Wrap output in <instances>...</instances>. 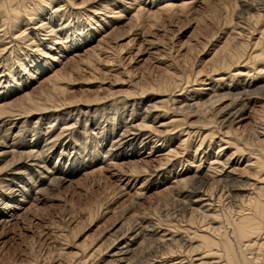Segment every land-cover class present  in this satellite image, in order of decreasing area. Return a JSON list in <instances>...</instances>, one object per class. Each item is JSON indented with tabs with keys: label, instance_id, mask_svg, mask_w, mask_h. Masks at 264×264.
I'll list each match as a JSON object with an SVG mask.
<instances>
[{
	"label": "bare ground",
	"instance_id": "bare-ground-1",
	"mask_svg": "<svg viewBox=\"0 0 264 264\" xmlns=\"http://www.w3.org/2000/svg\"><path fill=\"white\" fill-rule=\"evenodd\" d=\"M77 2L0 0V229L80 172L89 179L107 167L128 168L126 186L141 187H131L135 198L119 225L99 245L81 246L79 259L58 248L44 264H264V0H216L212 20L225 32L189 49L183 68L175 58L159 60L165 76L139 84L122 64L127 49L199 0ZM126 20L131 39L105 53L110 34L97 38L110 28L114 35ZM96 40L97 48L80 55ZM120 74L128 85L118 78L121 85L104 87L108 75ZM258 105L252 132L232 127ZM176 140L182 151L194 150L186 161L170 147ZM149 145L153 153L167 151L151 181L150 159H136ZM165 174L174 177L167 206L136 213ZM102 214L99 208L90 216ZM68 235L62 238L71 243Z\"/></svg>",
	"mask_w": 264,
	"mask_h": 264
},
{
	"label": "rangeland",
	"instance_id": "rangeland-1",
	"mask_svg": "<svg viewBox=\"0 0 264 264\" xmlns=\"http://www.w3.org/2000/svg\"><path fill=\"white\" fill-rule=\"evenodd\" d=\"M82 1L84 0H78L77 3L79 4ZM204 1L207 0H199V3L196 4L190 11L185 12L186 14H184L181 18L179 17L178 19H174L171 23L166 21L163 24V29L161 28L158 31L150 32L146 38L147 42L143 41L140 36L136 37L137 40L135 39L132 43L133 45L127 49L124 54L125 59L122 62V64H124V69H128L130 73L134 74H131V81L138 84L142 83L143 80L150 82L159 81V79H162L165 76V69L162 65H160L161 62H159V60L162 61L163 59L164 62L169 61L168 63L170 64L172 62L171 60L175 58L174 60L179 63L181 68H183L184 64L182 63V58L188 53L189 49H196L200 46V43H202L204 38H207L208 34L216 32L220 35L225 32L226 28L218 26L216 24L217 22L212 20L214 11L218 7L216 0H211V5H209V3L207 5H202V3H205ZM89 6L92 7V5ZM113 11L114 12L111 14V17H115L114 15L116 10L114 9ZM127 23L128 21L126 20L124 24H120L118 26L120 29L117 30L118 32L115 31L114 35L113 30L110 28L105 34H102L99 38H97V40H99L101 37L110 34L108 37L111 38L109 39L111 44L110 46L105 45V53L111 52L110 49L112 46H115L114 43L117 42L119 45H126L131 39V37L128 36V25L130 24ZM145 30L146 29H144V31ZM116 32L118 35H116ZM138 32L137 34H139ZM116 36L121 38L116 40L114 39ZM97 40L88 44L84 51L80 50V55L84 54L86 50L97 48ZM113 40L116 41L113 42ZM171 47L173 48L171 52L173 58H170L168 53L170 52L168 50ZM104 51L102 52L104 53ZM66 62L67 60H64L62 63L65 64ZM102 64L106 65V62H102ZM200 69L201 68L199 67L198 70ZM85 75H83L80 80H77V83L74 86L77 88L74 89L75 91L78 92L80 86H82V83L85 81L84 79L89 77L88 74ZM118 78L125 81L124 85H128L130 83V79L128 80V78L124 75L122 76L120 74L118 77L108 75L106 79L104 77L105 80L102 81L104 87L109 88L110 85H121L123 81L117 82ZM40 82L41 80L39 81L37 79L30 86V89L33 90L34 88H38L41 84ZM96 83L98 84L93 85H100L99 83L101 82ZM118 88H120V86ZM1 93H3V91H1ZM257 108L260 109H256L255 106L254 108L252 106L249 107V110L247 109L246 112L242 114L243 117L241 116L233 122L232 127L234 126L235 130L239 129L241 133L245 131L246 133H243L245 135L252 132L251 129L255 127L254 125L256 122L253 120L257 119V114L261 113L260 110L262 111L260 105H258ZM160 130L163 131L161 128ZM179 145L180 141L176 140L170 145V147L171 149L173 148L177 151V159L186 161L190 155H193L194 150L186 149L185 152L182 151ZM150 147L152 146L149 145L147 149L145 148L140 154L141 156H137L136 158L137 160H140V162L142 160L148 161L150 159L146 164L149 173L146 176V178L148 177L146 180L149 181L155 179L158 173L164 170V167H160V164L164 159L162 157L167 152L165 149L163 151L162 148L153 153L152 150H149ZM65 157L66 154L63 155V158ZM187 165L188 163H185V167H187ZM127 169L128 168L123 170L121 169L122 171L119 172L120 169L117 167H107L104 176H97L89 179L84 178L86 171L82 170L83 172L73 176L71 181L65 182L59 191L52 192L45 198L43 197V201L38 203L37 207L32 206L30 211L27 213H20L21 216L18 218L19 220L17 219L9 226H6L4 230L0 229V264H44L43 262L47 259V255H49L50 251L52 255H57L58 250L62 248L66 249L65 252L67 254L69 253L68 255L75 256L83 245H85V247H93L97 244L99 245L103 237L111 234L112 230L121 222L122 216L120 212L122 209L132 204L135 198V190H130L131 187H141V184L135 183L134 185L129 183V188L126 186L128 182L126 179L129 175V171ZM113 175L117 176L113 177ZM119 175H123V182L118 180L117 177ZM166 175L167 174L163 177V179H166V183L164 182L161 184V181L160 184H157L158 186L156 189L154 188L149 190L144 199L136 207V213L140 215H154V213H157L159 209H164L165 207L163 206H167L168 200L172 198V193H169L170 195L167 193V195L165 190L168 189V187H173L172 183L174 181V177H169V179H167ZM120 192L122 193L120 194ZM114 193H119V195L117 198H114L112 202H110ZM166 198H168V200ZM99 208H101L102 212H105L106 214H102L103 217H99L98 219L91 218V212L96 213ZM115 212H119V215H114ZM75 221L78 222L76 223ZM78 225L81 227H78ZM72 233H74L75 236H73ZM62 234H69L68 236L71 238L70 241H73L71 243H67L65 239L62 238ZM66 257L67 256H65V259ZM79 258L78 256H75L76 260ZM72 259H68V261H66L67 264H74L76 260L74 258Z\"/></svg>",
	"mask_w": 264,
	"mask_h": 264
}]
</instances>
